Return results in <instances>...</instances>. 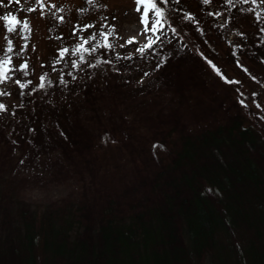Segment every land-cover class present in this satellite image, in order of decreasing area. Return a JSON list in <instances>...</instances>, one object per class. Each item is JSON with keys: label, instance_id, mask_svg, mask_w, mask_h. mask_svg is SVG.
Wrapping results in <instances>:
<instances>
[{"label": "rangeland", "instance_id": "374dc122", "mask_svg": "<svg viewBox=\"0 0 264 264\" xmlns=\"http://www.w3.org/2000/svg\"><path fill=\"white\" fill-rule=\"evenodd\" d=\"M200 1L203 7H197L199 0H194L192 13L186 12L181 17L171 4L176 11H170L171 16L183 43L191 38L190 42L200 47L202 55L184 56L180 60L181 75L177 79L164 77L162 81L167 84L160 89L157 79L160 69L150 62V53L146 50L149 54L141 58L136 51L148 43V36L156 41L158 34H142L144 25L140 16L144 6L137 12L134 0H92L91 3L89 0H0V55L5 54L10 39L13 52L8 55L12 57V64L7 67L19 66L27 60L29 73L27 77L20 72L6 73L12 79L0 83V93H5L0 95V105L5 106L0 109V196L8 188L19 204L27 201L33 209L45 207L51 199H67L78 204L81 193L88 187L94 194L96 189H106L117 199L120 213L127 214L128 201L133 196L128 192L132 189L129 185H135L141 173L157 170L161 163L176 155L179 135L184 132L177 128L171 136L176 118H180L179 128L198 134L237 114L246 125L253 124L264 135V0H243L249 9L244 13L231 7L233 10H230L223 0ZM4 16L15 18L18 23L9 25ZM152 16L150 10L149 28ZM25 21L30 31H22ZM85 25L94 27L81 31ZM112 26L114 32L108 42L114 49L104 54L101 48L92 56L84 53L92 63L100 58L112 61L111 64L102 63L97 68L82 65L83 71L66 67L71 60H79L80 53L72 55L71 50L81 43V36L87 38L95 32L99 40L102 39L99 33L107 32ZM9 27L15 31L9 32ZM24 36L28 39L24 40ZM25 43L27 48L22 51ZM159 47L162 49L161 44ZM65 48L69 52L60 59ZM21 51L22 55L17 57L15 53ZM117 54L121 59H116ZM129 55L131 59L124 58ZM58 59L60 62L55 63ZM61 69L66 85L58 82ZM68 71L77 78L68 76ZM43 73H48L45 82L51 79L54 83L38 89ZM192 75L198 84L190 79ZM18 79L21 83L31 80L32 84L21 89L15 82ZM88 84L91 87L98 84L105 94L93 90L85 99L83 92ZM107 86L114 90V96L108 95ZM34 88L37 90L33 91ZM253 93L261 106L259 109L253 102ZM213 99L218 100L216 105ZM242 99L247 107H242ZM36 101L45 107H56L59 113L67 110V114H72L75 108L84 113L88 119L86 126L101 142L91 151L89 168L84 167V160L79 161L81 171H78L75 161L83 159L82 156L75 157V161L64 154L50 156L44 146L22 143L28 133L29 113ZM221 101L223 104L217 106ZM115 121L124 124L125 134L115 129L113 137L106 133L102 136L103 129ZM241 257L247 260L246 253ZM9 263L12 264L11 259Z\"/></svg>", "mask_w": 264, "mask_h": 264}, {"label": "trees", "instance_id": "16d2710c", "mask_svg": "<svg viewBox=\"0 0 264 264\" xmlns=\"http://www.w3.org/2000/svg\"><path fill=\"white\" fill-rule=\"evenodd\" d=\"M193 1L168 0L167 8L174 5L181 17L192 13ZM224 1L230 10L249 11L243 2ZM202 4L199 0L196 5ZM171 12L158 26L160 39L147 49L150 62L162 64L160 89L167 84L164 77L181 75L184 56L202 55L191 38L183 43ZM173 70L178 73L167 72ZM190 79L198 84L194 75ZM106 89L114 96L110 86ZM93 90L105 94L98 84H88L85 99ZM213 100L216 105L218 100ZM34 107L22 143L44 146L50 156L64 154L74 161L82 156L75 161L78 171L79 161L89 168L91 151L101 142L86 126L84 113L76 108L72 114L59 113L40 101ZM179 119L170 130L171 136L175 130L184 131L176 155L129 185L133 196L127 200V214L120 213L117 199L106 189L94 194L88 187L78 204L60 198L32 209L5 188L0 196V264H10V259L12 264H264V135L237 114L198 134L179 128ZM115 129L125 134L124 124L115 121L101 135L113 137ZM171 140L175 143L174 137Z\"/></svg>", "mask_w": 264, "mask_h": 264}, {"label": "snow or ice", "instance_id": "6c2138e0", "mask_svg": "<svg viewBox=\"0 0 264 264\" xmlns=\"http://www.w3.org/2000/svg\"><path fill=\"white\" fill-rule=\"evenodd\" d=\"M92 0H89V3H91ZM229 3H232V0H228ZM238 2H243V0H238ZM134 3L137 5L136 7V11L140 12V6H144V11L143 14L140 16V22L144 25L143 27V33L142 34H147L148 32H157L161 29L158 28L159 25H161L162 20H168V15L167 13L169 11H175V9H168L167 5H168V0H134ZM204 3H208V0H204ZM159 5H164L165 7H160ZM33 9H29V11H32ZM152 11L154 13V15L152 16L151 19V24L152 27L149 28L148 27V13L149 11ZM3 19L8 21L9 25H13L15 23H18V21L15 20V18H9L8 16H4ZM63 18L61 17V20ZM88 27H94V25H85L81 31H85L87 30ZM24 30H29V24L25 21L23 23V27H22V31ZM9 32L15 31V29L13 27H9L8 28ZM114 32V26L109 27V30L107 32H101L99 33L100 37L102 39H97V33H92L90 36H88L87 38L81 36L80 40L81 43L75 45L72 50H71V54L75 55L76 53H80V57L79 60H71L70 61V65H66V67L72 68V69H76L77 71H83L84 68L82 67V65H86L87 67H92V68H97L99 67L102 63H109L111 64L112 61L109 60H102L100 58H96L95 63H92L91 61H89L88 59H86V57L84 56V53H88L89 56L94 55L98 49H106V50H112L114 49V45H112L110 42H108V37L111 36ZM173 33L176 34V29H173ZM73 35L75 36V32H73ZM24 40H27L28 37L24 36L22 37ZM148 39V43L147 44H143L141 45L138 49H136L137 52L140 53L141 58H145L146 55H148L149 53L146 52L147 49H151L153 44L156 43V41H154L152 39L151 36L147 37ZM160 38L157 37V40H159ZM93 41H95V43H93ZM128 43H132V40H129ZM84 45H90V47H84ZM121 47H123V45H121ZM27 48V44H23L22 45V51L25 50ZM22 51L15 53V55L17 57H20L22 55ZM13 52V45H12V41L9 39L7 40V48L5 51L4 55H0V83H4L6 79L11 80L12 76L8 75L6 76V73H12L15 74L17 72H20L23 74L24 77H27L29 75L27 68H28V61L25 60L23 63H21L19 66H12V67H7L8 65L12 64V57L8 55V53ZM69 52V49L65 48L61 51L60 54V59H63L64 57V53ZM126 59H131V55L124 57ZM60 59H58L55 63H59ZM116 59H121V57L117 54ZM162 64H158L157 68L161 67ZM53 70H56L55 67L53 66ZM61 71V75L59 77V83L66 85L67 81L64 79V72L63 69L60 70ZM68 76H71L72 79H76L77 77L74 75V73L72 71H68L67 72ZM145 75H147V73H145ZM46 77H48V73H43L40 77V83L37 86L38 89H44L47 86H52L53 85V81L51 79H47ZM21 89L27 88L30 84H32L31 80H27L26 82L21 83V80H16L15 81ZM37 89H33V91H35ZM5 93H0V95H3ZM22 95L24 94L23 92L21 93ZM243 95V94H242ZM255 96L256 94L253 93V102L256 104V107L259 109L261 106L259 105L258 102H256L255 100ZM240 103L242 105V107H247V104L244 102V100H240ZM0 109H5V106L0 105Z\"/></svg>", "mask_w": 264, "mask_h": 264}]
</instances>
